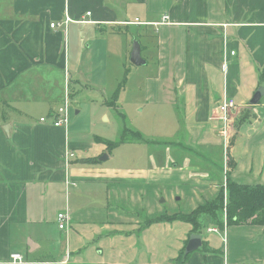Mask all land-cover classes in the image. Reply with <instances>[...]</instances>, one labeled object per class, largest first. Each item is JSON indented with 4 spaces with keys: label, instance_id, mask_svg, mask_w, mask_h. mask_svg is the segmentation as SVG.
<instances>
[{
    "label": "crops",
    "instance_id": "1",
    "mask_svg": "<svg viewBox=\"0 0 264 264\" xmlns=\"http://www.w3.org/2000/svg\"><path fill=\"white\" fill-rule=\"evenodd\" d=\"M134 43L140 65L130 61ZM112 56L125 70L118 87L136 85L132 91L144 93L139 106L158 105L169 131L163 134L168 157L157 142L124 144H149L145 160L157 155L156 167L140 165L136 178L99 170L108 155H88L104 140L73 143L68 126L51 124L55 103L68 89L73 101L85 87L105 89L95 66L112 74ZM258 90L262 95L252 105ZM224 98L236 105L227 144L218 112ZM34 104L50 109L47 116L33 118ZM105 105L112 112L115 100ZM200 153L221 160L199 164ZM227 179L264 185V0H0V264H13V253L23 264H61L66 254L62 264H264V225L209 227L198 235L177 220L146 224L192 212L221 188L225 197ZM88 182L103 185L102 199L89 210L81 205L88 203L82 199ZM160 197L170 201L167 212ZM96 211L104 229L99 240L110 241L107 255L95 247L98 261L86 257L78 233ZM61 213L69 218L65 233L56 224ZM160 225L169 226L160 230L173 233L178 245L168 258L154 260L159 255L144 236ZM52 228L60 232L49 247ZM194 236L199 245L186 253ZM115 242L120 245L112 248Z\"/></svg>",
    "mask_w": 264,
    "mask_h": 264
},
{
    "label": "rangeland",
    "instance_id": "2",
    "mask_svg": "<svg viewBox=\"0 0 264 264\" xmlns=\"http://www.w3.org/2000/svg\"><path fill=\"white\" fill-rule=\"evenodd\" d=\"M113 51H116V49H112V53ZM122 62L124 63V61ZM98 63L100 64V62ZM109 65L112 69V74L110 73L107 75H103L102 68L99 65L95 66L97 68L98 78L102 76L104 79L102 81L106 82L105 89L103 87H97V89L99 90L98 91L96 89L92 90L90 87H85L81 90L80 95L78 97H75L74 101L71 97V90L68 89L70 106L67 111L68 119L66 125L69 129L70 141L73 143H82L86 141L89 142L90 139L96 137L106 142H112L116 141L119 138L120 131L125 128L129 129L130 131L139 133L141 137L145 140V142L152 141L157 142L158 144H163L164 146H162L161 148L165 152H167V157L170 156L168 154V152L171 153L169 150V142H165V138L169 137L163 136V134H167L169 131H166L167 128L162 127L161 125L164 121L165 115L161 112L158 105L153 104L151 102L148 106H145L144 104L139 106V104L142 103L140 98L142 97V95H144V93L132 91L133 89H135L136 85L131 86L130 82H126L123 84L122 88L118 87V83H122L125 78V70L121 67V65H118V62L115 61V56H112V61H109ZM61 83L62 81L60 74V87L63 86V83ZM59 94L60 92L57 91L54 98H57ZM113 100H115V105L112 107V112H110L108 111L105 103H110ZM62 103L63 95L60 97V101H56L55 107L60 106ZM31 108L33 111L31 116L37 119L39 118V116L46 117L47 113L50 110L44 109L46 108V106L44 107L39 104H34ZM165 125L166 124L164 123V126ZM97 149H99V151L98 153H95L94 151ZM147 149L149 154L151 151L149 149H152L149 144H146V146L138 145L132 147L122 145L114 149L111 153H108L104 149V146H102V144L95 143V150L88 156H97V159H101L103 158V156L108 155V160L102 162L99 170H105L110 173V175H114L117 177L136 178L141 173H137V175L134 173V171L138 172V170H140V165L147 166L148 168H155L157 165L158 158L156 154L148 156L146 160L144 159L145 154L147 155ZM200 155L203 156L204 159H201V161H199V164L206 165L208 164L207 160H221V157L215 158L213 160L210 155H207L205 153H200ZM77 156L78 158L83 157V155L79 154H77ZM192 159L195 160L194 157H192ZM102 186L103 185L100 183L94 184L92 182H88L84 186L86 190L90 191H88V195L86 194L82 198L84 200H87L88 202L87 204L85 203V201L81 202L82 208H85L87 210L95 208L93 206H90L93 200L95 201V203L97 202L99 204V201L102 199L103 194ZM93 188L94 190H92ZM161 199L165 200L163 197H160L157 201ZM169 203L170 201H166V204L163 203L165 205L164 210H166V212L168 211L167 206L169 205ZM163 204L158 206H161L162 208ZM95 214L96 215H92L90 218H88V214L86 215L87 221L84 222L82 227L78 229V233L81 234V239L84 243L83 248H86V250L88 249L86 257L98 261L100 257L95 254V247L99 246L100 248H103L105 254L107 255L106 252H108V243L110 241L108 240L105 242H100L98 232L101 233V230L104 229L103 226L100 225L101 222L97 223L95 218H98L99 211H96ZM162 227L168 228L169 226H155L149 231V233H146L144 236V240L146 239L147 242L148 250L154 255H159L158 257L154 258V260L162 259L163 255H165L164 258H168L173 254V252H175V248L178 245V242L176 241V236L173 233H162L160 230ZM59 232L57 230L54 232L53 228L47 230L49 247H51L53 243L57 242L56 238L59 237ZM61 233L65 232L63 231ZM64 236L65 241H68V235ZM118 236L121 235H117V233H112V239H115V241L120 239V237ZM61 237L62 238L60 240H63V236ZM75 237L76 234L73 233L69 239L70 243H72V251L73 249H75V246L73 245ZM133 238L136 241H140V239L137 240L135 237ZM69 241L67 243H69ZM124 241L131 242L130 239H124ZM118 245H120V243L115 242L114 244H112V248L113 246ZM61 248L62 246L59 247L60 250ZM65 248V252L70 253L69 244H66ZM49 250H52V248H50ZM81 257L82 256H80V258H75L77 260H80L81 262ZM123 259L127 260V257H123ZM66 260L67 254L65 255V259L62 262H66ZM151 260H153V258H151Z\"/></svg>",
    "mask_w": 264,
    "mask_h": 264
},
{
    "label": "trees",
    "instance_id": "3",
    "mask_svg": "<svg viewBox=\"0 0 264 264\" xmlns=\"http://www.w3.org/2000/svg\"><path fill=\"white\" fill-rule=\"evenodd\" d=\"M234 117V114H233ZM239 123L243 122V116ZM141 143L145 140L139 133L123 129L120 131L116 141H103L106 151L112 152L125 143ZM234 163H227L228 170H232ZM226 193L224 197L221 188L219 194L203 206L198 207L192 212H179L166 215L165 218L157 220H147L150 225L158 221H173L187 223L191 226L192 234H201V231L213 227L223 232L226 227L242 225H264V185L242 186L226 180Z\"/></svg>",
    "mask_w": 264,
    "mask_h": 264
},
{
    "label": "built area",
    "instance_id": "4",
    "mask_svg": "<svg viewBox=\"0 0 264 264\" xmlns=\"http://www.w3.org/2000/svg\"><path fill=\"white\" fill-rule=\"evenodd\" d=\"M60 26L59 24H50L51 28ZM233 54V53H231ZM70 106L68 90L65 92L63 97V103L56 108V110L51 115V124L54 127H65L67 126L68 119V108ZM236 109V105L231 98H224L220 106L218 107L219 119L222 123L221 136L224 138L225 143H228L231 132L234 128L233 114ZM41 122H44L45 119H40ZM69 221V218L66 214H58L56 218L57 228L60 231L66 230V225ZM10 261L13 264H23L24 257L19 253H13L10 255Z\"/></svg>",
    "mask_w": 264,
    "mask_h": 264
},
{
    "label": "water",
    "instance_id": "5",
    "mask_svg": "<svg viewBox=\"0 0 264 264\" xmlns=\"http://www.w3.org/2000/svg\"><path fill=\"white\" fill-rule=\"evenodd\" d=\"M130 61L134 64V65H140L141 63V59H140V48L137 44H133V49H132V53H131V58ZM262 93L260 90H258L255 95H254V99L251 101V104L254 105L256 103H258L260 97H261ZM199 245V237L194 236V238L191 239L190 244L186 250V253L188 251H191L195 248H197ZM31 247V245H30Z\"/></svg>",
    "mask_w": 264,
    "mask_h": 264
}]
</instances>
